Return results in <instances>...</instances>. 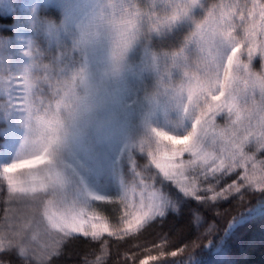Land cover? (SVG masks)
I'll return each instance as SVG.
<instances>
[{
  "label": "rangeland",
  "instance_id": "rangeland-1",
  "mask_svg": "<svg viewBox=\"0 0 264 264\" xmlns=\"http://www.w3.org/2000/svg\"><path fill=\"white\" fill-rule=\"evenodd\" d=\"M211 2L201 0L188 16L158 30H153L144 15L136 39L113 75L115 33L108 24L113 14L119 19L125 11L138 9L144 14L170 15L181 0H0V13L16 20L14 36H0V80L29 76L36 81L30 94L34 107L43 113L51 104L54 113L57 86L83 69L88 85L79 87L78 94L89 100L67 120L65 135L54 148L53 168L60 174V182L42 188L43 178L52 174L44 162L23 163L8 173L2 170L16 160L35 159L44 141L27 110L6 104L9 93L0 90V123L6 124L0 128V220L6 212L25 214L33 201H42L40 217L47 224L45 207L49 214L59 215V202L94 214L99 218L95 222L107 224L111 231L114 226L93 211L94 203H116L123 209L122 201L139 202L146 185L160 197L163 211L162 216L149 217L145 221L149 223L177 207L182 197L191 196L160 174L140 145L152 138L153 128L172 135H184L191 129V116L184 113L180 99L165 88L182 78L180 70L170 68L169 58L185 46L195 22ZM192 59L195 62L194 47ZM256 67L259 69V61ZM19 84L18 80L17 87ZM218 122L222 123V118ZM8 178L14 191L8 189ZM22 188L36 191L25 193L19 191ZM122 222L121 216L119 225ZM48 232L43 243L59 253L69 238L60 240L62 233L50 226ZM103 236H109L108 232L100 238Z\"/></svg>",
  "mask_w": 264,
  "mask_h": 264
},
{
  "label": "snow or ice",
  "instance_id": "snow-or-ice-1",
  "mask_svg": "<svg viewBox=\"0 0 264 264\" xmlns=\"http://www.w3.org/2000/svg\"><path fill=\"white\" fill-rule=\"evenodd\" d=\"M200 3L201 0H181L171 14L165 16L144 14L138 9L125 11L119 19L113 14L108 20L115 33L111 50L113 70L119 71L144 15L153 30H158L188 16ZM169 59L170 68L180 70L182 78L167 83L165 88L180 99L184 113L191 116V129L184 135H172L153 128L152 138L140 145L141 151L147 153L160 174L181 192L198 200L226 199L245 182L264 189V159H260L264 153V0H212L204 16L195 22L185 46ZM35 84L36 81L26 75L0 80V90L9 93L4 102L13 108L26 109L44 141L35 152V159L16 160L2 170L8 173L23 163L44 162L52 173L41 181L44 188L61 180L53 168L54 148L65 135L67 120L89 102L87 97L81 98L78 94L79 87H87V74L82 69L69 82L57 86L54 113L51 104L43 113L34 107L30 94ZM218 118L223 122L219 123ZM233 173H238L236 183L215 192L205 187L210 176ZM8 189L14 191L11 178H8ZM19 191L35 192L36 189ZM93 199L103 200L102 197ZM57 203L62 209L59 215L49 214L45 207L47 224L40 217L42 201H33L30 211L22 215L5 213L0 220V264H50L49 258L58 251L48 250L42 241L43 236L49 235V226L62 233L60 240L75 238L73 234L90 236L93 241H99L101 251L106 252L107 244L100 240L104 232L110 236L127 235L134 227L142 228L149 217L163 215L160 197L146 185L138 203L121 202L123 222L111 231L107 224L96 223L99 218L88 215L83 208H66ZM171 254L175 256L176 252ZM149 255L153 260L157 258L150 252ZM83 264L89 262L86 260ZM91 264H102V259L97 258Z\"/></svg>",
  "mask_w": 264,
  "mask_h": 264
},
{
  "label": "trees",
  "instance_id": "trees-1",
  "mask_svg": "<svg viewBox=\"0 0 264 264\" xmlns=\"http://www.w3.org/2000/svg\"><path fill=\"white\" fill-rule=\"evenodd\" d=\"M50 12L58 14L54 9ZM15 23L13 15L0 13V36L12 38ZM5 127L0 123V128ZM237 175L210 176L205 187L215 192L236 183ZM93 211L112 226H119V204L97 202ZM73 237L49 259L50 264H83L86 260L91 264L97 258L102 264H264V189L245 182L226 199L182 197L164 217L139 230L100 238L107 244L106 252L101 251L99 241ZM149 252L157 258L151 259Z\"/></svg>",
  "mask_w": 264,
  "mask_h": 264
},
{
  "label": "clouds",
  "instance_id": "clouds-1",
  "mask_svg": "<svg viewBox=\"0 0 264 264\" xmlns=\"http://www.w3.org/2000/svg\"><path fill=\"white\" fill-rule=\"evenodd\" d=\"M112 62V61H111ZM111 71H112V74L115 75L117 73V71H114L113 70V65H112V68H111ZM87 85H88V82H87Z\"/></svg>",
  "mask_w": 264,
  "mask_h": 264
}]
</instances>
